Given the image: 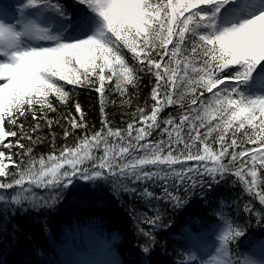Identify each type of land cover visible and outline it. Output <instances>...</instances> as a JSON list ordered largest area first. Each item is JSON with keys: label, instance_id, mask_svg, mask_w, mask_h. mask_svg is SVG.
Listing matches in <instances>:
<instances>
[{"label": "snow or ice", "instance_id": "6c2138e0", "mask_svg": "<svg viewBox=\"0 0 264 264\" xmlns=\"http://www.w3.org/2000/svg\"><path fill=\"white\" fill-rule=\"evenodd\" d=\"M38 2L28 0L30 5ZM83 2L102 17L103 27L95 35L72 43L21 49V33L0 21V55L6 57L0 62V176L12 177V182H0V189L17 187L21 193H30L35 186L54 190L77 174L87 179L105 176L135 182L172 176L184 183L204 175L218 178L231 173L245 185V191L264 204V96L250 97L238 87L227 86L232 81L248 82L257 66L264 63V12L221 27L217 14L228 0ZM204 6H213L214 11H201ZM24 29L39 39H58L33 24H25ZM125 48L136 62L134 65L128 64ZM233 68L240 70L232 72ZM143 74H150L155 81L150 108L137 107L134 116L138 114V119L124 129L113 128L104 111L106 86L114 80L115 91L127 98L128 87L138 88ZM56 77L97 92L102 127L91 137H83L79 147H65L59 156H42L22 168V162L16 163L13 157L25 153H14L12 149H25L21 140L31 142L33 137L21 118L31 115L36 123L30 131L35 133L41 120L48 127L59 123L48 117L49 112L57 110L49 99L52 94L61 103H68L69 93L55 81ZM182 88L193 98L179 123L173 117L159 119L166 107L179 104L185 108ZM205 93L210 94L207 99ZM122 103H130V99ZM74 108L79 119L68 118L71 128H87L80 103L76 102ZM201 128L205 129L203 133ZM157 129L167 140L148 139ZM214 132L217 135L213 136ZM238 132L243 134L240 142ZM64 135H69L67 129ZM217 143L219 148L214 149ZM100 145L103 155L92 156V149ZM31 151L29 147L27 152ZM85 161L91 162V169L84 166ZM187 161L195 162V167ZM6 162H12L17 171L9 172ZM149 166L157 170H148ZM163 191L169 199L179 202L168 192L167 185ZM143 194L153 195L146 189ZM20 199L16 198L17 203ZM43 203L47 206L49 200ZM246 210L255 211L247 206ZM147 222L156 224V220ZM242 234V228L227 224L219 238L221 247ZM194 259L195 256L190 261ZM227 264L249 262L237 256Z\"/></svg>", "mask_w": 264, "mask_h": 264}, {"label": "trees", "instance_id": "16d2710c", "mask_svg": "<svg viewBox=\"0 0 264 264\" xmlns=\"http://www.w3.org/2000/svg\"><path fill=\"white\" fill-rule=\"evenodd\" d=\"M41 1L52 5L49 14L56 13L64 29H84L89 8L82 0ZM213 9L204 6L201 11L211 13ZM69 14H72L71 19L78 21L73 27L67 26ZM123 52L128 64L134 65L136 62L127 48ZM239 70L233 68L232 72ZM55 81L69 93L68 103H61L52 94L49 99L57 110L49 112L48 117L59 123L48 127L41 120V127L35 133L30 131L36 123L31 115L21 118L25 130L33 137L31 142L21 140L25 149H12L14 153H25L13 157L16 163L22 162V168H28L33 160L38 161L42 156H59L65 147H79L83 137H91L102 127L103 116L96 91L68 84L58 77ZM249 81H255V77ZM154 82L153 76L143 74L138 88L128 87L127 98L115 91L114 80L106 86L104 111L113 128L124 129L128 123L138 119V114L134 116L137 107L150 108ZM246 84L239 82L227 86L238 87L250 97L258 96L249 91ZM180 91L185 92V108L179 104L166 107L159 119L173 117L179 123V117L187 111L193 98L186 89ZM204 96L207 99L210 94L205 93ZM125 99H130V103H122ZM76 102L84 111L87 128L73 129L68 123L70 116L79 119L74 108ZM212 115L216 113L212 112ZM245 126L248 127L247 124ZM66 129L69 131L67 137L64 135ZM200 131L203 133L205 129ZM215 135L217 133L214 132ZM36 137L40 139L36 140ZM236 138L240 142L242 132H238ZM148 139L156 142L167 140V137L157 129ZM109 143H112L111 138ZM29 147L31 153L27 152ZM213 148L218 149V143L213 144ZM91 155H103V145L93 148ZM6 163L9 172L17 171L12 162ZM186 163L195 167L193 161ZM84 166L91 169L92 164L85 161ZM148 170L157 169L149 166ZM0 182H12V177L0 176ZM165 185L179 202L165 195ZM145 189L153 195L145 196ZM18 195H22L19 203L16 201ZM53 197L54 202L49 199ZM43 200H49V204L45 206ZM246 206L255 211L250 213ZM221 216L228 218L231 225L243 229L241 236L228 241L224 256L226 262L237 256L241 259L242 249L264 241V220L261 219L264 217V204L245 191V185L231 173L218 178L204 175L184 183L172 176L166 180L135 182L131 178L105 176L87 179L77 174L71 177L70 182L54 190L41 188L35 189L34 193L22 194L17 187L0 189V264H73L74 255L85 253L89 248L94 250L102 244L114 249L118 264H193V260L190 261L193 247L200 245L196 238L207 234ZM149 220H156V224H149ZM113 234L119 239L113 240Z\"/></svg>", "mask_w": 264, "mask_h": 264}, {"label": "rangeland", "instance_id": "374dc122", "mask_svg": "<svg viewBox=\"0 0 264 264\" xmlns=\"http://www.w3.org/2000/svg\"><path fill=\"white\" fill-rule=\"evenodd\" d=\"M232 1L234 0H228V3L225 4L217 14L218 23L221 27L231 26L233 23H240L260 12H264V9L259 12H252L245 8H239L233 11V8H231ZM0 2L5 4L4 6L0 5V21L6 25L12 26L16 31L21 33L18 42V47L21 49L51 47L56 43L76 42L95 35L97 31L103 27L102 17H100L88 4L84 3L83 0V4L87 6L86 8H89V10L87 14L88 27L82 31H78L75 28L64 29L65 27H62L57 14L54 12L53 15L49 14L52 5L45 4V2L41 0L35 5H30L28 0H0ZM251 7L254 8L255 6L252 5ZM208 8L214 7L208 6ZM71 15L72 14H69L67 22V26L69 27H73L75 23H78L75 19H71ZM25 24H33L39 28L46 29L49 35L55 36L58 39H39L30 32L25 31ZM5 59V56L0 55V62ZM254 76H257L255 84H252L251 81H249V84L261 90L262 96H264V63L258 65L253 71L252 77ZM35 189L41 188L32 186L30 192L34 193ZM18 197L22 198V195H18ZM227 224H229L228 220H222L221 223L218 224L217 230H213V234L207 233L196 238L197 242L201 245H195V247H193L194 252L192 255L196 257V259L193 260V264H227L226 260H224L226 249L225 247H221V241L219 239ZM213 236L214 238H212ZM207 243H209L210 248H207ZM260 246L261 245H258L255 249L247 251L242 257V260L248 259L249 264H264V246ZM202 249L208 251L206 253H201ZM72 260L75 261L73 264H118L114 249L104 244L94 250L90 249L87 253H77L73 256Z\"/></svg>", "mask_w": 264, "mask_h": 264}, {"label": "bare ground", "instance_id": "6f19581e", "mask_svg": "<svg viewBox=\"0 0 264 264\" xmlns=\"http://www.w3.org/2000/svg\"><path fill=\"white\" fill-rule=\"evenodd\" d=\"M245 1L249 2V1H252V0H245ZM240 6H241V0H234L231 3V8H233V11L237 10V8H239ZM260 8L262 9L263 7L260 6Z\"/></svg>", "mask_w": 264, "mask_h": 264}]
</instances>
